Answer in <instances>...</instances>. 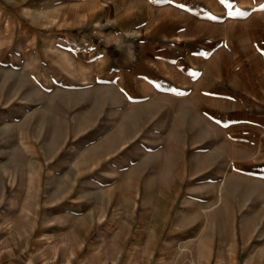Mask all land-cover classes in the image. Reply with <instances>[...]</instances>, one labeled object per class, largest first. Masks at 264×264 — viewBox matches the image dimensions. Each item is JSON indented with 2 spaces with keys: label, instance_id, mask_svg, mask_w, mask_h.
Here are the masks:
<instances>
[{
  "label": "rangeland",
  "instance_id": "374dc122",
  "mask_svg": "<svg viewBox=\"0 0 264 264\" xmlns=\"http://www.w3.org/2000/svg\"><path fill=\"white\" fill-rule=\"evenodd\" d=\"M187 2L0 0V264H264V159L172 67Z\"/></svg>",
  "mask_w": 264,
  "mask_h": 264
},
{
  "label": "crops",
  "instance_id": "0c3cea01",
  "mask_svg": "<svg viewBox=\"0 0 264 264\" xmlns=\"http://www.w3.org/2000/svg\"><path fill=\"white\" fill-rule=\"evenodd\" d=\"M187 3V10L173 16L180 26L169 42L172 67L188 80L189 102L200 121L213 126L218 147L230 151L225 163L255 171L254 158L264 159V0ZM147 6L141 15L160 19L161 9ZM215 189L204 196H214Z\"/></svg>",
  "mask_w": 264,
  "mask_h": 264
},
{
  "label": "snow or ice",
  "instance_id": "6c2138e0",
  "mask_svg": "<svg viewBox=\"0 0 264 264\" xmlns=\"http://www.w3.org/2000/svg\"><path fill=\"white\" fill-rule=\"evenodd\" d=\"M222 2H223V0H222Z\"/></svg>",
  "mask_w": 264,
  "mask_h": 264
}]
</instances>
